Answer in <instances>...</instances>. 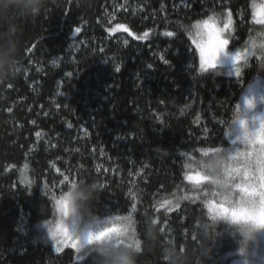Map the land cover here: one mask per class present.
Instances as JSON below:
<instances>
[{
  "label": "trees",
  "instance_id": "1",
  "mask_svg": "<svg viewBox=\"0 0 264 264\" xmlns=\"http://www.w3.org/2000/svg\"><path fill=\"white\" fill-rule=\"evenodd\" d=\"M82 2L63 0L23 22L20 70L0 85V264H91L69 246L57 252L46 227L52 197L80 179L103 185L99 220L150 215L165 239L194 242L190 228L208 210L190 191L181 153L236 145L227 121L249 84H264L246 47L264 28L253 16L259 0ZM226 11L229 47L245 56L240 75L203 74L184 29L213 13L224 21ZM115 24L142 35L109 33ZM218 233L207 264L241 260L230 229L221 223ZM142 259L161 264L155 253Z\"/></svg>",
  "mask_w": 264,
  "mask_h": 264
},
{
  "label": "clouds",
  "instance_id": "2",
  "mask_svg": "<svg viewBox=\"0 0 264 264\" xmlns=\"http://www.w3.org/2000/svg\"><path fill=\"white\" fill-rule=\"evenodd\" d=\"M60 3L63 0H0V85L10 82L20 70L23 22L37 19L50 5ZM79 4H83L82 0ZM210 16L218 24L222 22L220 13ZM184 30L199 40L208 39L203 28L191 26ZM246 47L247 56L256 57L258 70L264 71V28L252 32ZM232 56L221 52L215 67L208 71L219 74L221 57L233 67ZM255 107L254 101L246 102L249 113ZM227 123L239 125L236 145L181 153L185 175L192 177L188 181L190 191L199 194L201 200H214L228 210L225 214H218L217 210L215 214L207 211L200 215L190 228L194 242L182 245L165 239L159 223L150 215H145L142 222L133 213L99 220L95 205L103 185L95 179H80L52 197L55 211L46 227L54 247L70 237L76 242L78 256L90 257L91 264H144L142 258L147 253H155L161 264H207L219 235L218 227L224 223L235 235L243 264H252L253 259L264 264V256L258 251L259 236L264 233V113L251 117L244 107L234 108ZM182 199L185 197H178L177 203ZM140 223L142 228L138 227Z\"/></svg>",
  "mask_w": 264,
  "mask_h": 264
},
{
  "label": "snow or ice",
  "instance_id": "3",
  "mask_svg": "<svg viewBox=\"0 0 264 264\" xmlns=\"http://www.w3.org/2000/svg\"><path fill=\"white\" fill-rule=\"evenodd\" d=\"M254 9V19L257 24L264 23V0H261L260 4H253ZM231 25H232V18L231 14L229 13L228 16L225 19V22L223 24V27H220L219 24L216 22L213 16H208L207 19H204L203 21H197L193 26L196 28H203L205 33L208 35L207 40H199V39H193V44L196 47V50L198 51L199 55V68L201 71H208L209 68H213L216 65V60L219 58V54L221 52L227 53V47L229 45V40L225 38L224 33L226 31H231ZM80 29L76 28L75 32L79 33ZM147 35V34H145ZM165 35L171 36L173 35L171 32L165 33ZM197 36H199V32L197 33ZM241 52H236L233 56V64L234 66L240 62L242 59ZM167 63V61H165ZM117 71H119V68H117ZM236 75H240V69H236ZM71 126V125H69ZM37 136H39V133H37ZM203 151V150H202ZM65 180H68V177H64ZM185 179L187 181H191L192 177L190 175H185ZM57 205L60 204V201H56ZM166 203H171L170 201ZM206 207L209 213H217V210H219L218 214H225L228 210L223 205H218L214 200H209L206 202ZM135 211V207L132 209ZM60 226L57 225V230L59 231ZM55 236V233H53ZM70 246L72 249H76V242L72 241L70 237H66L63 241L57 242V245L55 247V250L57 252L61 251L62 247H68Z\"/></svg>",
  "mask_w": 264,
  "mask_h": 264
},
{
  "label": "rangeland",
  "instance_id": "4",
  "mask_svg": "<svg viewBox=\"0 0 264 264\" xmlns=\"http://www.w3.org/2000/svg\"><path fill=\"white\" fill-rule=\"evenodd\" d=\"M261 0H259V2H257L256 4H260ZM254 11V9H253ZM227 16L229 14V11H226ZM232 18V16H231ZM225 19H226V15H225ZM222 21L221 24H219L220 27H223V24L225 22ZM107 31L109 33H113V32H117V31H124L127 32L129 35H131L132 37L138 38L140 37L142 34H138L134 31H132L129 26L127 24H115L113 25L111 28H108ZM233 32V22L231 25V31H226L224 33L225 38H227L230 41V35H232ZM196 39V38H195ZM227 52L229 54H235L237 52V49H230L229 45L227 47ZM245 58V56L242 57V59L240 60V62L238 64H236L235 66H231L228 62V59L225 57H221L220 60L222 61V63L219 65V67H221L225 73L230 74V75H236V69L239 68L240 70L242 69V60ZM248 100H252L254 101L256 107L254 110H252L249 113V110L246 108V102ZM238 107H244L245 108V112L246 114L250 115L251 117L256 116L258 113H264V84L262 82L256 81L253 82L252 84H249V86L245 89ZM231 134H233L232 136V140H238V137L240 135V128L239 125L237 124H233V128H232V132ZM237 142V141H236ZM70 247V246H69ZM259 254L260 256H264V233H261L259 236V248H258ZM241 259V257H240ZM242 260V259H241ZM241 260H235L234 264H243V261ZM252 264H261V261L259 259H253Z\"/></svg>",
  "mask_w": 264,
  "mask_h": 264
}]
</instances>
